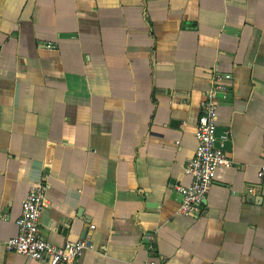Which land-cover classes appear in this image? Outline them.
Masks as SVG:
<instances>
[{
    "label": "crops",
    "instance_id": "0c3cea01",
    "mask_svg": "<svg viewBox=\"0 0 264 264\" xmlns=\"http://www.w3.org/2000/svg\"><path fill=\"white\" fill-rule=\"evenodd\" d=\"M216 84L231 166L181 216ZM263 164L264 0H0V264H44L3 245L36 182L72 264H264Z\"/></svg>",
    "mask_w": 264,
    "mask_h": 264
},
{
    "label": "built area",
    "instance_id": "2783aa9c",
    "mask_svg": "<svg viewBox=\"0 0 264 264\" xmlns=\"http://www.w3.org/2000/svg\"><path fill=\"white\" fill-rule=\"evenodd\" d=\"M226 92L224 84H216L206 94L203 103L204 113L199 117L195 130L196 147L194 154L185 166V174L191 178L188 186L177 188L181 195L178 214L190 216L200 212L212 186L215 174L220 167H230L226 153L214 147L216 129L217 92ZM258 177H264V164ZM48 206L46 186L41 182L32 183L21 203V213L16 220V236L3 245L7 251L15 252L44 264H72L77 262L85 251L94 249L89 239L67 241L62 245L51 244L40 233V223Z\"/></svg>",
    "mask_w": 264,
    "mask_h": 264
},
{
    "label": "water",
    "instance_id": "95a60500",
    "mask_svg": "<svg viewBox=\"0 0 264 264\" xmlns=\"http://www.w3.org/2000/svg\"><path fill=\"white\" fill-rule=\"evenodd\" d=\"M227 90V88H226ZM218 101H223V100H226V99H230V95L229 94H225L221 91H218L217 92V95H216ZM215 142H214V147L216 148H220L222 149L223 151L224 150H228L229 147H230V144H231V141H230V135L229 134H226V129L225 128H217L215 129ZM222 138H225V141L223 143H221V139Z\"/></svg>",
    "mask_w": 264,
    "mask_h": 264
}]
</instances>
